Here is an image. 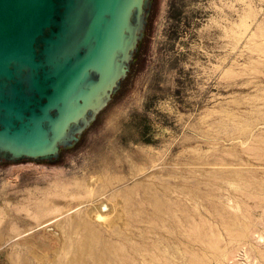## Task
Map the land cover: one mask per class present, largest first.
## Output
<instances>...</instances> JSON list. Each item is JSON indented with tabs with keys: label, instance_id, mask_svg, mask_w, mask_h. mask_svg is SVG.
I'll return each mask as SVG.
<instances>
[{
	"label": "rangeland",
	"instance_id": "1",
	"mask_svg": "<svg viewBox=\"0 0 264 264\" xmlns=\"http://www.w3.org/2000/svg\"><path fill=\"white\" fill-rule=\"evenodd\" d=\"M0 264H264V0H151L78 141L0 161Z\"/></svg>",
	"mask_w": 264,
	"mask_h": 264
},
{
	"label": "water",
	"instance_id": "2",
	"mask_svg": "<svg viewBox=\"0 0 264 264\" xmlns=\"http://www.w3.org/2000/svg\"><path fill=\"white\" fill-rule=\"evenodd\" d=\"M151 0H0V161H54L127 76Z\"/></svg>",
	"mask_w": 264,
	"mask_h": 264
},
{
	"label": "flooded vegetation",
	"instance_id": "3",
	"mask_svg": "<svg viewBox=\"0 0 264 264\" xmlns=\"http://www.w3.org/2000/svg\"><path fill=\"white\" fill-rule=\"evenodd\" d=\"M132 63V62H131ZM131 65V64H130ZM129 70H130V68H129Z\"/></svg>",
	"mask_w": 264,
	"mask_h": 264
},
{
	"label": "trees",
	"instance_id": "4",
	"mask_svg": "<svg viewBox=\"0 0 264 264\" xmlns=\"http://www.w3.org/2000/svg\"><path fill=\"white\" fill-rule=\"evenodd\" d=\"M128 75V74H127ZM127 77V76H126Z\"/></svg>",
	"mask_w": 264,
	"mask_h": 264
}]
</instances>
